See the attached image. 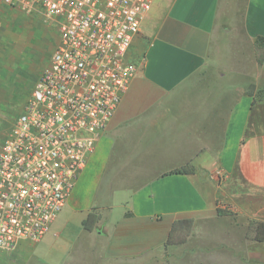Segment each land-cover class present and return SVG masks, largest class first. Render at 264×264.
I'll return each instance as SVG.
<instances>
[{
	"label": "crops",
	"instance_id": "1",
	"mask_svg": "<svg viewBox=\"0 0 264 264\" xmlns=\"http://www.w3.org/2000/svg\"><path fill=\"white\" fill-rule=\"evenodd\" d=\"M259 36L264 0H154L127 55L137 74L64 207L81 228L65 264L155 258L188 217L190 240L252 256L249 223L264 221ZM219 203L235 215H219ZM91 211L101 219L87 230Z\"/></svg>",
	"mask_w": 264,
	"mask_h": 264
},
{
	"label": "built area",
	"instance_id": "2",
	"mask_svg": "<svg viewBox=\"0 0 264 264\" xmlns=\"http://www.w3.org/2000/svg\"><path fill=\"white\" fill-rule=\"evenodd\" d=\"M60 41L0 146V252L38 243L65 207L137 74L127 59L154 0H1Z\"/></svg>",
	"mask_w": 264,
	"mask_h": 264
},
{
	"label": "rangeland",
	"instance_id": "3",
	"mask_svg": "<svg viewBox=\"0 0 264 264\" xmlns=\"http://www.w3.org/2000/svg\"><path fill=\"white\" fill-rule=\"evenodd\" d=\"M59 37L39 11L7 6L0 15V146L49 65ZM74 221L73 213L63 208L39 245L26 243L13 254L0 252V264H65L81 229ZM253 233L248 235L251 257L241 244L201 246L188 238L185 243L166 241L158 247V256L136 264H264V242L255 240Z\"/></svg>",
	"mask_w": 264,
	"mask_h": 264
},
{
	"label": "trees",
	"instance_id": "4",
	"mask_svg": "<svg viewBox=\"0 0 264 264\" xmlns=\"http://www.w3.org/2000/svg\"><path fill=\"white\" fill-rule=\"evenodd\" d=\"M256 54L257 60L260 64L264 63V37L259 36L256 38ZM255 88V85H251L248 92L250 93L251 89ZM193 171V165L188 164L182 168L172 170L170 173H190ZM229 205H222L219 203L218 213L219 215H235V213L228 209ZM101 215L97 211H91L85 221L83 226L87 230H93L96 224L100 221ZM195 223V217H188L176 220L170 230L168 235V243H185L189 236L192 234L193 226ZM253 233L255 240L259 242H264V221L252 220L249 223V232Z\"/></svg>",
	"mask_w": 264,
	"mask_h": 264
}]
</instances>
